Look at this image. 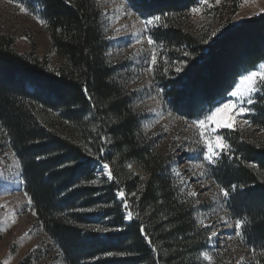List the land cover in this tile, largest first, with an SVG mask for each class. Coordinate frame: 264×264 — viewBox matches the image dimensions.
<instances>
[{
	"label": "trees",
	"instance_id": "trees-1",
	"mask_svg": "<svg viewBox=\"0 0 264 264\" xmlns=\"http://www.w3.org/2000/svg\"><path fill=\"white\" fill-rule=\"evenodd\" d=\"M41 1L60 62L52 66L47 56L19 53L13 39L0 35V125L43 228L66 264H196L191 247L200 230L190 204L176 192L169 158L144 133L124 81L107 60L99 1ZM129 1L161 16L160 39L184 62L180 72L170 65L157 80L168 104L183 115L215 104L242 72L264 60V13L227 24L205 40L180 22L198 0ZM231 1L237 8L240 0ZM253 123L264 127V107ZM242 138L233 142L242 159L222 164L220 175L228 185L243 186L233 206L238 216L250 217L246 234L264 248V176L256 171L264 170V145ZM97 161L110 163L114 180L98 178ZM132 164L139 174L130 171ZM118 188L125 191L130 223L116 199ZM95 210L114 214L121 230L104 236L90 230Z\"/></svg>",
	"mask_w": 264,
	"mask_h": 264
},
{
	"label": "rangeland",
	"instance_id": "rangeland-1",
	"mask_svg": "<svg viewBox=\"0 0 264 264\" xmlns=\"http://www.w3.org/2000/svg\"><path fill=\"white\" fill-rule=\"evenodd\" d=\"M98 1L102 11L103 33L109 43L107 60L124 81L130 103L138 114L144 133L152 138L156 151L169 158L168 170L176 192L183 202L190 204L193 218L200 230L191 247L193 261L196 264H238L243 258L242 264H262L263 246L251 241L246 234L247 228L252 224L251 219L247 214L238 216L233 206V195L242 190L243 186L228 185L226 180L221 179L220 167L242 159L233 144L238 134L244 136L245 140H242L245 142L264 145V127L258 129L253 123L255 115L264 107V91L253 96L256 103L251 113L236 117L234 129L217 130L218 134L228 139L231 150L220 153L215 163H208L204 160L206 148L203 141L198 131L189 125L198 117L203 118L208 114V109L223 102L227 94L212 106H205L195 116L176 111L168 104L157 80L169 73L168 66L174 65L173 70L177 72V68L181 69L184 62L173 56L177 52L176 47H167L160 39L162 18L148 29L142 27L143 20L160 15L140 12L129 0ZM22 7L26 11H22ZM193 8L200 10L193 13ZM193 8L185 12L186 15L180 18V22L185 32H193L195 36L208 40L227 24H239L262 14L260 10L264 9V0H240L235 9L231 0H220L219 4L216 0H207V4L198 0ZM43 12L41 0H0V35L13 39L14 49L19 53L34 52L40 57L47 56L51 65L57 66L60 59L53 50ZM213 32L216 34L212 35ZM149 34L158 41V62L151 71V46L144 39ZM137 37L141 38L142 43H136ZM184 54L182 52L181 55ZM261 64H264V60L242 72L240 76L248 71H260ZM108 164L112 170L110 163ZM130 166L129 169L134 174L141 172L135 165ZM250 166L254 167L256 164L250 163ZM256 167L259 176H264V170ZM96 168L98 178L110 181L101 170L102 161H97ZM233 185L236 186L235 190ZM221 188L229 192L227 197L220 191ZM193 191L197 194L195 197L189 195ZM25 193L20 160L0 125V264H4V261L8 264H21L24 261L28 264H66L64 252L43 228L32 204L28 205L29 196H25ZM116 199L121 201L117 195ZM103 214L102 210L94 211L90 230L101 236L110 231L121 230L122 226L116 222L114 214ZM124 214L127 216L126 210ZM238 219L244 221L239 235L235 227ZM131 220L126 218L125 222L130 223ZM213 232L215 235L209 240ZM205 251L213 257L212 262L201 255Z\"/></svg>",
	"mask_w": 264,
	"mask_h": 264
},
{
	"label": "snow or ice",
	"instance_id": "snow-or-ice-1",
	"mask_svg": "<svg viewBox=\"0 0 264 264\" xmlns=\"http://www.w3.org/2000/svg\"><path fill=\"white\" fill-rule=\"evenodd\" d=\"M201 3L207 4V0H201ZM216 3L219 4L220 0H216ZM21 10L26 11V9L23 7ZM199 10V8H193L191 11L196 13ZM260 11L261 13H264V9H261ZM160 20V16H152L151 18L142 21V27L143 29H148L149 26H154ZM41 23H44V21L41 20ZM117 31H119V29H117ZM215 34V32L212 33V35ZM144 39H146L147 44L151 46L152 55L149 61V71H151L158 62L156 51V45L158 41L153 39V36L150 34L144 37ZM136 43H142L141 38L137 37ZM185 55L189 54L185 53ZM259 69L260 71H248L246 74H242L239 77L238 82H236L233 86L232 90L227 93L223 102H220L215 108L208 109V114H205L203 118L198 117L192 121L191 125H189V127L198 131L199 137L203 141L204 147L206 148V151L204 152V160H206L208 163H215L220 153L231 150L228 139L224 135L218 134L217 130L234 129L236 127V117L251 113L254 110L256 101L253 99V96L258 92L264 91V64L259 65ZM180 70L181 69L177 68V72ZM85 91H87V89H85ZM89 99H91V97H89ZM182 119L185 118L182 117ZM245 123H248V121H245ZM103 139L105 142H107V137H104ZM100 151L103 152V149ZM37 159H40V157H37ZM97 159L99 160V157H97ZM129 167L131 166L129 165ZM101 170L107 174L109 180L115 179L108 163L102 162ZM177 175H180V173L177 172ZM97 182V180L90 181L92 184ZM235 187V185L232 186L233 190H235ZM220 191L225 197L229 195V192L222 188ZM116 195L121 200L124 209L127 211L126 218L131 220L133 216L132 212L128 211L129 204L127 203L124 189L118 188ZM189 195L195 197L197 194L193 191L190 192ZM25 196H27V193H25ZM31 204L32 199L31 197H28V205L31 206ZM33 214L35 213L33 212ZM243 224V220L238 219L235 222V227L238 230L237 235L240 234L239 230ZM205 227H207V225H205ZM98 231H107V229H98ZM141 233L145 235L147 242L151 244V239L147 237V233L145 232L143 226H141ZM214 235L215 233L213 232L208 239L211 240L212 236ZM107 255H113V253H107ZM201 255L209 262H212L213 257L209 255L207 251L202 252ZM242 260L243 258H241V262H238V264H242ZM4 264H8V262L4 261Z\"/></svg>",
	"mask_w": 264,
	"mask_h": 264
}]
</instances>
